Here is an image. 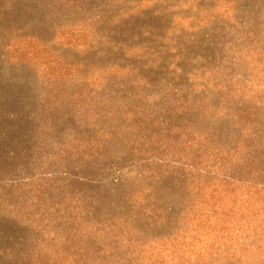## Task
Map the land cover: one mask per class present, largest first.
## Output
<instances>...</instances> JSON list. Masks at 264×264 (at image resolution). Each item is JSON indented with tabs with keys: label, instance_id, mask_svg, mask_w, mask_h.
Returning <instances> with one entry per match:
<instances>
[{
	"label": "rangeland",
	"instance_id": "obj_1",
	"mask_svg": "<svg viewBox=\"0 0 264 264\" xmlns=\"http://www.w3.org/2000/svg\"><path fill=\"white\" fill-rule=\"evenodd\" d=\"M0 264H264V0H0Z\"/></svg>",
	"mask_w": 264,
	"mask_h": 264
}]
</instances>
